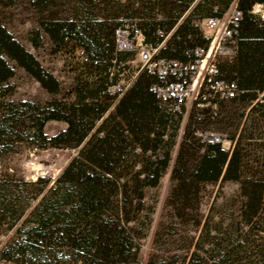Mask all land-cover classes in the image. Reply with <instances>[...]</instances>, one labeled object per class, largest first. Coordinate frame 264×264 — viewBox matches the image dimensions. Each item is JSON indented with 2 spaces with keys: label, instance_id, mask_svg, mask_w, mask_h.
<instances>
[{
  "label": "trees",
  "instance_id": "trees-1",
  "mask_svg": "<svg viewBox=\"0 0 264 264\" xmlns=\"http://www.w3.org/2000/svg\"><path fill=\"white\" fill-rule=\"evenodd\" d=\"M57 1L34 0L33 4L47 10ZM75 1L72 16L52 11L38 21L58 47L72 44L84 53L82 59H74L75 87L64 99L46 103L9 99L14 87L7 82L15 68L6 57L50 93H59L60 81L0 23V158L25 141L41 149L81 147L48 189L50 179L17 180L0 169V224L14 227L30 203L40 198L0 261L143 264L138 258L141 237L130 225L139 209L134 200L144 197L142 190H136L156 187L166 173L185 110L173 111L160 101L152 89L158 77L146 69L128 85L121 84L120 72L112 70L127 52L117 48L116 30L125 27L121 17H128L126 10H130L142 19L140 26L131 24L142 32L144 42L162 46L160 57L186 62L195 58L196 49L210 43L195 21L221 18L236 2L242 12L238 52L232 61L220 64L219 77L235 81L239 95L221 102L217 115L206 112L203 120L196 110L190 112L170 180L174 191H184L191 183L239 182L243 199L238 215L219 225L208 223L186 260L174 254L148 264H264V168H247L253 146L264 139V12L254 10L255 5L264 9V0H217L219 9L216 1L202 0L183 23L179 20L195 0H127L126 6L122 0ZM159 14L163 19H158ZM40 28L31 35L34 47L41 45ZM171 31L167 43L160 44V34ZM119 85L114 111L92 132L112 105L104 96ZM50 121L65 122L67 127L50 135L45 131ZM213 126L228 134L231 149L196 135ZM26 186L31 189L18 195Z\"/></svg>",
  "mask_w": 264,
  "mask_h": 264
},
{
  "label": "rangeland",
  "instance_id": "rangeland-1",
  "mask_svg": "<svg viewBox=\"0 0 264 264\" xmlns=\"http://www.w3.org/2000/svg\"><path fill=\"white\" fill-rule=\"evenodd\" d=\"M34 0H4L0 3V23L12 33V35L24 45V47L32 52L41 62V64L60 81L59 93H50L43 88L23 68L18 66L16 62L6 57L8 63L15 68V75L8 80V84L14 87V92L9 99L13 101H34L46 103L54 99H64L71 93L75 87L74 77L78 66L76 59H82L84 53L81 49H73V45L57 46L50 36L39 25V19L43 16L48 17L53 11L58 15L72 16L78 3L75 0H58L54 7L47 10L36 7ZM202 0H195L191 7L183 14L179 23H183L191 13L197 3ZM216 9L221 8V4L217 0ZM127 0H122L124 6ZM177 2H180L179 0ZM135 5V8H139ZM256 13L263 14L262 6L255 5ZM128 17H121L125 21V25H132V21L138 26L142 23V19L138 15L130 14L131 11L126 10ZM158 19H163L159 14ZM203 33L199 21H195ZM41 30V45L34 47L31 41L32 32L35 29ZM174 31L161 33L163 39L160 44L163 46L172 37ZM122 47L124 43L121 44ZM120 51L127 52V56L112 71L119 73L120 82L126 86L131 83L142 69L143 62L140 59V46L134 44L129 48ZM74 56V58H73ZM117 87L110 90V96H104L103 100L111 99L112 105L105 113L101 120L96 122V126L92 132L100 125L102 120L114 111L119 95ZM249 112V108L246 113ZM248 115V114H247ZM246 117L241 123L243 126ZM259 120V119H258ZM188 117L183 115L176 144L172 149L171 161L166 173L161 178L156 187L142 186L136 191L142 190L144 197L142 200L135 199L134 207H139L135 211V219L130 223L141 238H139V261L148 264L149 260L161 261L176 254L181 260H186L194 250L195 244L206 230L207 224L215 223L219 225L222 220L229 221L235 219L241 206L242 197L240 195L239 182H226L219 180L214 183H191L187 185L184 191H174L175 184L171 182V171L175 162L177 151L183 135L186 131ZM264 125V124H263ZM67 124L62 121H50L45 126L46 133L55 135L66 129ZM211 132L223 135L224 142L222 147L226 150L232 148L233 142L227 139V133H222L217 126H213ZM239 136V134H237ZM263 141V142H262ZM81 147H48L41 149L32 145L30 142L18 143L14 149L0 158V169L3 173L13 176L17 180L35 181L40 177L50 179L48 187H51L59 175L68 166L70 161L76 157ZM254 154L247 161L248 169L264 168V139L259 140L258 144L253 146ZM148 155L152 152L148 151ZM154 158V157H153ZM259 158L260 162L254 161ZM30 186L20 189L18 195L26 193L30 190ZM130 191L135 190L130 188ZM174 192V193H173ZM39 199L33 200L26 210L24 218L14 227H8L7 223L0 224V256L2 251L15 239L18 228L23 224L32 210L38 204ZM1 264H9L5 260L0 261ZM52 264L53 262H48ZM13 264V263H11ZM18 264H47L39 259L20 258ZM63 264H76L65 262Z\"/></svg>",
  "mask_w": 264,
  "mask_h": 264
},
{
  "label": "built area",
  "instance_id": "built-area-1",
  "mask_svg": "<svg viewBox=\"0 0 264 264\" xmlns=\"http://www.w3.org/2000/svg\"><path fill=\"white\" fill-rule=\"evenodd\" d=\"M241 19L242 12L236 2L221 18L203 19L200 26L210 43L206 48L196 49L195 58L186 62L160 57L162 46L146 44L142 32L135 25L127 24L116 30L117 48L126 49L136 42L140 46L142 69L158 77L152 89L160 101L173 111L184 109L185 117L196 110L198 118L203 120L206 112L217 115L221 102L239 95L235 81L219 77V66L237 55V27ZM116 87L121 89L120 85ZM196 135L207 142H224V137L211 131L199 130Z\"/></svg>",
  "mask_w": 264,
  "mask_h": 264
}]
</instances>
